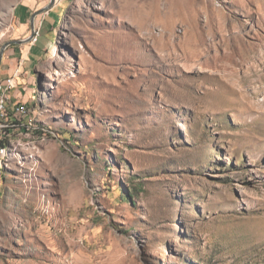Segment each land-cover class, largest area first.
Wrapping results in <instances>:
<instances>
[{
    "label": "rangeland",
    "instance_id": "rangeland-1",
    "mask_svg": "<svg viewBox=\"0 0 264 264\" xmlns=\"http://www.w3.org/2000/svg\"><path fill=\"white\" fill-rule=\"evenodd\" d=\"M26 1L0 264H264V0Z\"/></svg>",
    "mask_w": 264,
    "mask_h": 264
},
{
    "label": "built area",
    "instance_id": "built-area-1",
    "mask_svg": "<svg viewBox=\"0 0 264 264\" xmlns=\"http://www.w3.org/2000/svg\"><path fill=\"white\" fill-rule=\"evenodd\" d=\"M38 33V32H36ZM37 36H34L36 40ZM18 74V69L6 78L0 79V127L7 126V120L13 116H23L26 114V104L21 102L13 103L9 108L11 102V91L14 87L15 78ZM2 147V145H0Z\"/></svg>",
    "mask_w": 264,
    "mask_h": 264
},
{
    "label": "crops",
    "instance_id": "crops-1",
    "mask_svg": "<svg viewBox=\"0 0 264 264\" xmlns=\"http://www.w3.org/2000/svg\"><path fill=\"white\" fill-rule=\"evenodd\" d=\"M35 1L37 0H27L17 7V18L21 25L26 24L28 21L31 23L32 15L36 9L34 8ZM0 79H3V77H0Z\"/></svg>",
    "mask_w": 264,
    "mask_h": 264
},
{
    "label": "trees",
    "instance_id": "trees-1",
    "mask_svg": "<svg viewBox=\"0 0 264 264\" xmlns=\"http://www.w3.org/2000/svg\"><path fill=\"white\" fill-rule=\"evenodd\" d=\"M44 20L46 21L47 24H52L54 22V20L51 19V17L50 18H44ZM13 124H18V122L13 119V120H11V123L9 125H13ZM3 128H4V130L8 131L7 127L4 126ZM0 145H8L7 139H1ZM120 195L122 196V200L125 199L127 201L132 202V194L130 193L129 190H127L125 193H122L120 191Z\"/></svg>",
    "mask_w": 264,
    "mask_h": 264
},
{
    "label": "water",
    "instance_id": "water-1",
    "mask_svg": "<svg viewBox=\"0 0 264 264\" xmlns=\"http://www.w3.org/2000/svg\"><path fill=\"white\" fill-rule=\"evenodd\" d=\"M55 2V0H51L50 1V5H52L53 3ZM43 10V9H42ZM37 12L33 13L32 15V20H31V26L33 28V20H34V17L36 15ZM31 37H28L26 39H22V40H10V41H7L5 42L1 49H0V63H1V59H2V56H3V51L4 49H6L9 45L13 44V43H22V42H26V41H29Z\"/></svg>",
    "mask_w": 264,
    "mask_h": 264
},
{
    "label": "bare ground",
    "instance_id": "bare-ground-1",
    "mask_svg": "<svg viewBox=\"0 0 264 264\" xmlns=\"http://www.w3.org/2000/svg\"><path fill=\"white\" fill-rule=\"evenodd\" d=\"M9 152H10V148L8 147V145H2V147H0V174L3 166V162H6V160L9 158V154H10Z\"/></svg>",
    "mask_w": 264,
    "mask_h": 264
}]
</instances>
